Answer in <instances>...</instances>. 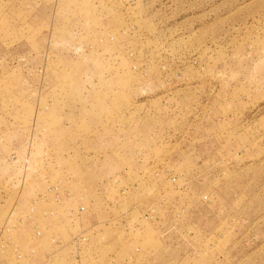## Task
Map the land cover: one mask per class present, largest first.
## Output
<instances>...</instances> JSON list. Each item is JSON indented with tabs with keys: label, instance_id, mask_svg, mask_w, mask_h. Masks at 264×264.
I'll use <instances>...</instances> for the list:
<instances>
[{
	"label": "rangeland",
	"instance_id": "obj_1",
	"mask_svg": "<svg viewBox=\"0 0 264 264\" xmlns=\"http://www.w3.org/2000/svg\"><path fill=\"white\" fill-rule=\"evenodd\" d=\"M79 235V264H264V0H0V264Z\"/></svg>",
	"mask_w": 264,
	"mask_h": 264
},
{
	"label": "built area",
	"instance_id": "obj_2",
	"mask_svg": "<svg viewBox=\"0 0 264 264\" xmlns=\"http://www.w3.org/2000/svg\"><path fill=\"white\" fill-rule=\"evenodd\" d=\"M81 211H83V208H81ZM153 210L151 212H147L144 215V219L146 220H152V217L150 214H153ZM138 229H141L140 226L138 227ZM87 242V238L84 237V235H79L76 236L72 239V247L74 249V253H75V264H79L82 261V252H81V246L83 244H85ZM136 251L138 252L139 250L136 249Z\"/></svg>",
	"mask_w": 264,
	"mask_h": 264
}]
</instances>
